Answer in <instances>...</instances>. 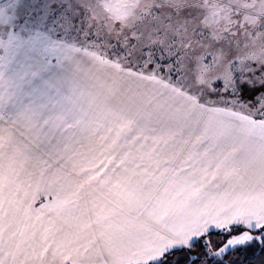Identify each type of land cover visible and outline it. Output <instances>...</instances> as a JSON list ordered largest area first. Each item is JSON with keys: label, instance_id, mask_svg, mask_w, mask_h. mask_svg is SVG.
Instances as JSON below:
<instances>
[{"label": "snow or ice", "instance_id": "6c2138e0", "mask_svg": "<svg viewBox=\"0 0 264 264\" xmlns=\"http://www.w3.org/2000/svg\"><path fill=\"white\" fill-rule=\"evenodd\" d=\"M0 6V70L64 68L0 114V264H264V0Z\"/></svg>", "mask_w": 264, "mask_h": 264}, {"label": "crops", "instance_id": "0c3cea01", "mask_svg": "<svg viewBox=\"0 0 264 264\" xmlns=\"http://www.w3.org/2000/svg\"><path fill=\"white\" fill-rule=\"evenodd\" d=\"M27 64L23 57H19L5 68V77L0 81V89L5 93L0 92L4 95L0 114L12 116L28 107H41L44 110L42 114L47 115L56 110L61 97L67 94L61 83L66 71L64 68L53 63L50 70L38 72ZM10 74L13 77L8 78Z\"/></svg>", "mask_w": 264, "mask_h": 264}, {"label": "rangeland", "instance_id": "374dc122", "mask_svg": "<svg viewBox=\"0 0 264 264\" xmlns=\"http://www.w3.org/2000/svg\"><path fill=\"white\" fill-rule=\"evenodd\" d=\"M7 2H8V0H0V6H2L3 3H7ZM25 3L27 5H29V7L25 8L21 12V17H22L23 24L26 25V26H28V27H30L34 31H43L44 30V26L40 22L39 12L37 10H35L34 8L31 7L32 0H25ZM23 60H25V59L23 58ZM27 65H29V64H27ZM7 67L8 66H6L2 70H0V76H1L0 77L1 78L0 81L1 82L3 81V79L5 77V73H6L5 68L7 69ZM24 67L26 68V65L25 64H24ZM30 67H33V66H30ZM3 73H4V76L2 75ZM2 76H3V78H2ZM10 76L13 77V75L10 74V75H8V78ZM16 82H17V80H16ZM10 86H11V84H10ZM0 92L3 93V94H5L2 89H0ZM1 93H0V102L1 101L3 102V96L4 95H1ZM8 105H10V104H7V106ZM2 107L3 106L0 103V110H1Z\"/></svg>", "mask_w": 264, "mask_h": 264}]
</instances>
